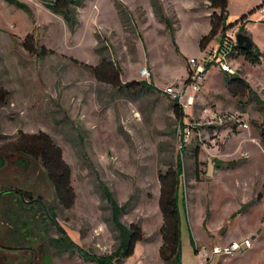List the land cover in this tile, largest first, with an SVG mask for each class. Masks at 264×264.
Listing matches in <instances>:
<instances>
[{"label": "rangeland", "instance_id": "1", "mask_svg": "<svg viewBox=\"0 0 264 264\" xmlns=\"http://www.w3.org/2000/svg\"><path fill=\"white\" fill-rule=\"evenodd\" d=\"M13 1L23 9L0 0V151L17 149L18 138L48 136L70 169L75 196L72 209L58 208L57 223L84 251L110 255L116 221L128 227L160 220L159 174L175 169L181 150L175 105L163 90L185 82L188 57L197 55V37L211 19L209 2L66 0L77 2L75 22L67 25L48 8L54 0ZM230 1L227 18L246 15L241 24L261 62L251 64L237 52L230 66L249 92L233 97L212 69L184 112L178 206L185 264L193 239L211 250L218 239L212 234L254 229L261 231L254 253L264 259V18L260 0ZM103 61L114 65L121 84L144 82L156 90L122 93L99 82L93 68ZM102 191L121 210L115 218ZM45 199L56 207L51 193ZM37 226L40 238H60L52 225L49 232L40 221ZM52 248H38L40 263L32 264H88L76 253L56 256Z\"/></svg>", "mask_w": 264, "mask_h": 264}, {"label": "trees", "instance_id": "2", "mask_svg": "<svg viewBox=\"0 0 264 264\" xmlns=\"http://www.w3.org/2000/svg\"><path fill=\"white\" fill-rule=\"evenodd\" d=\"M7 2L19 9H23L21 4L13 0H7ZM208 2L210 9L213 11L210 14L211 30L207 36L201 39V49H203L207 43L212 41L218 33L223 34L227 29L226 20L229 0H208ZM76 3L77 2L66 0H54L52 1V5L48 4V8L54 13L61 15L67 25H72L75 22L72 8L74 5L77 6ZM244 18L245 17L241 18L238 22L241 23ZM240 33H244L242 26L240 28ZM29 50L31 49L29 48ZM236 52L251 64H258L261 62V55L257 52L255 47L252 52H247L246 50L236 47ZM101 63L100 69L97 67L93 68V74L99 82L108 83L109 85L116 87L117 90L122 93L150 91L151 88L156 90L155 86L152 85L150 87L144 82L121 84L117 69L114 65L111 63L108 64L106 61ZM228 76L232 79L229 81L228 78L225 83L228 85L229 93L233 97L236 98L238 92H249V87L242 79L230 75ZM174 105V115L179 124L181 140H183V131L186 128V125L183 122L185 115L176 103H174ZM261 135V145L264 148V136L263 134ZM25 138H27V140L23 139V146L25 149L32 151L34 156L40 159L43 163L48 178L53 185L59 206L63 210L72 209L74 207L75 196L71 186V172L69 167L63 161L61 150L44 134H40L39 136H28ZM182 174L183 163L180 153L177 156V165L175 169H168L165 173L159 174L160 196L158 199V207L162 217V225L159 231L161 237L159 258L164 264H180L181 236L178 195ZM102 195L110 205L114 218L121 214V210L113 205L112 199L105 193V191H102ZM262 195L263 194L260 193L257 200H261ZM19 208L23 212V205ZM56 217V214H53L50 222L44 220V222L46 221L45 223H51L60 236V238L52 241L49 239L47 240L50 244V248H52L50 242L54 244L52 249L56 251V253H54L56 256L58 255L57 253L63 254L65 252H71L78 254L81 259L88 264H120L123 260L128 259L133 255L137 243L144 241L143 231L139 223H131L128 227H125L116 221L112 230L117 233L115 236L117 242L116 249L110 255L96 256L84 251L78 245L73 244V242H70L65 231L57 223ZM64 244L70 248H64ZM29 262L30 258H28L26 264H29Z\"/></svg>", "mask_w": 264, "mask_h": 264}, {"label": "flooded vegetation", "instance_id": "3", "mask_svg": "<svg viewBox=\"0 0 264 264\" xmlns=\"http://www.w3.org/2000/svg\"><path fill=\"white\" fill-rule=\"evenodd\" d=\"M16 143L17 149L0 151V160L2 161L0 164V192L12 191L11 194L0 197V264H26L28 258L33 255V247L27 243L24 245L21 243L22 246L15 245L17 241L14 239L16 231L9 224L11 218L17 215V208L27 205L34 210L32 212L34 219V257L39 251L38 248L44 250L49 247L43 248L45 246L43 242L48 241L39 237L37 224L40 221V224L46 226L45 228L49 232L51 223H45L44 220L50 222L52 215L56 214L58 208H61L43 163L34 156L32 151L24 148L20 138L16 140ZM38 179H41V182ZM50 193L57 203L55 208L49 205L45 199ZM36 238L38 242H36ZM6 239L11 241H6ZM8 248L11 251H6ZM25 254L28 255L27 258L23 257ZM32 260L30 259L29 264L32 263Z\"/></svg>", "mask_w": 264, "mask_h": 264}, {"label": "crops", "instance_id": "4", "mask_svg": "<svg viewBox=\"0 0 264 264\" xmlns=\"http://www.w3.org/2000/svg\"><path fill=\"white\" fill-rule=\"evenodd\" d=\"M230 2L231 1L229 0V5H230ZM259 2H261V0ZM229 5H228V12H229ZM259 5H260V3L258 4V6H256V8H258ZM256 8H253L252 10L250 9L251 10L250 12L256 10ZM192 10H197V8L194 9V7H193ZM210 11H211L210 13L213 12L212 10H210ZM206 15L209 16L210 14L207 13ZM243 17H246V15L244 13L242 15V18ZM240 19H238V17H235L233 19L227 18V20H226L227 29L225 30V32L223 34L218 33L217 36L212 41L207 43L204 48L213 47L217 44L222 43V40L224 39V37L227 36L228 34L232 33L231 30H234L237 33H240V31H238V25H239V27L244 26V23L240 24V22H238ZM233 25L235 26V28L228 29ZM236 25H237V27H236ZM210 30H211L210 19H207V25L204 28V33L201 35H198V37H197L196 43L198 44V48H197V55L196 56H198L202 50L200 48L201 39L203 37L207 36L209 34ZM244 33H248V32L244 31ZM174 43L177 46V42H174ZM196 56L190 55V57H188V58H192V57H196ZM187 70L188 69H187V65H186V73L184 76V81L187 77ZM221 74L224 77V79H223L224 82H226V80L229 78V76L227 74H224V73H221ZM173 81L175 82L176 80L173 79ZM173 81H172V83H173ZM208 82H206V85L203 87L202 91L208 85ZM173 85L174 84H170L169 86H173ZM169 86H167V87H169ZM208 173H211V172L209 171ZM257 198H258V196L256 197L255 200H257ZM262 198H263V195H262ZM262 198H261V200H262ZM261 200H257V201H261ZM33 211H34L33 208L28 207L27 205L23 206V212L20 210V208H17V211H16L17 215H14L11 218L12 220L10 221L9 226L13 227V229L16 231L14 239H16L17 241L15 242V245L20 246L21 243H22V245L27 243L28 245L32 246L33 247V251H32L33 255H31V257H29V258L33 259L32 263H34V260H36L40 263V261L38 259L39 258L38 252L35 254V257H34V240L32 239V237L34 236V219L32 218V212ZM158 213L160 216V220H159V222L156 221L154 223V226H151V224L153 222L149 223V221H145L146 223H144V222L141 223V228H142L143 235H144V241L137 243L135 248H134L133 255L131 257H129L128 259L123 260L120 264H164L159 258V249L161 247V237L159 235V231H160V228L162 225V219H161L160 210ZM145 227L147 228L148 231L145 229ZM149 230H150V232H149ZM260 232L257 229H254L252 231L249 230V231H246L245 233H240V234H239V232L233 233V235L231 234V232L226 233V234L224 233V234H221L220 237H216L212 234L213 238H218L216 244L213 245L212 249L216 248V247L229 246L230 244H232L234 242H241L245 239H250L252 241V244L254 247H252L250 252H245L241 255H237L234 257H223V256H219V255H213L212 249L210 250L208 248L207 244H204V243L198 244V242L195 239H193V254L191 255V253H189V251H187V257H188L187 258V261H188L187 264H264V259H261V258L255 256L256 253H254L255 246H258V243H259L257 240H258V236L260 235ZM254 234H256L257 236H254ZM7 240L8 239H6V241ZM8 241H11V240H8ZM182 250H184L183 247H182ZM27 256L28 255L25 254L23 257L27 258ZM40 256L42 257V254ZM14 264H17V263H14ZM181 264H185L184 263V251H182Z\"/></svg>", "mask_w": 264, "mask_h": 264}, {"label": "built area", "instance_id": "5", "mask_svg": "<svg viewBox=\"0 0 264 264\" xmlns=\"http://www.w3.org/2000/svg\"><path fill=\"white\" fill-rule=\"evenodd\" d=\"M258 14L264 18V0H261L258 7ZM231 32V34L224 37L222 43L213 47L204 48L198 56L188 59L187 77L181 87L177 88L173 85L163 90L164 95L176 103L183 112L189 111L195 105L196 98L193 95L197 96L201 92L212 69H217L221 73L230 76L235 75V71L230 66V60L237 53L235 40L237 32L234 30H231ZM141 75L143 77H149V73L146 69L142 70ZM240 127L245 129L248 128L245 124H240ZM185 138L186 136L183 131V140L180 139V154L185 146ZM252 246V241L250 239H245L241 242H234L229 246L213 248L212 254L223 257H234L250 251Z\"/></svg>", "mask_w": 264, "mask_h": 264}, {"label": "water", "instance_id": "6", "mask_svg": "<svg viewBox=\"0 0 264 264\" xmlns=\"http://www.w3.org/2000/svg\"><path fill=\"white\" fill-rule=\"evenodd\" d=\"M236 45L237 47L246 50L247 52H252L254 49V44L252 43V37L249 33H237L235 36ZM0 164H2V161L0 160ZM212 168L209 167V171H211ZM12 191H4L0 192V197L4 195L11 194ZM1 248V247H0ZM6 251H11V249H6Z\"/></svg>", "mask_w": 264, "mask_h": 264}]
</instances>
